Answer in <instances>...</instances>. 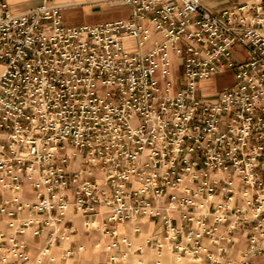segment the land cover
Segmentation results:
<instances>
[{"label": "built area", "instance_id": "1", "mask_svg": "<svg viewBox=\"0 0 264 264\" xmlns=\"http://www.w3.org/2000/svg\"><path fill=\"white\" fill-rule=\"evenodd\" d=\"M103 1L132 12L70 24L57 0H0V264H86L72 211L100 233L98 264L147 245L264 264V0ZM142 218L157 227L134 248L120 225L140 233ZM27 236L44 237L35 254Z\"/></svg>", "mask_w": 264, "mask_h": 264}, {"label": "crops", "instance_id": "2", "mask_svg": "<svg viewBox=\"0 0 264 264\" xmlns=\"http://www.w3.org/2000/svg\"><path fill=\"white\" fill-rule=\"evenodd\" d=\"M40 1L41 0H30L26 2L25 4H23L22 6H19L13 10L17 12L22 11L28 7H31L37 4ZM59 2L64 4L65 11L67 8H70V7L72 8H84L85 7L86 13H91V14L101 13L100 9L108 10L109 7H113L116 5L122 6V4L115 2V1H103V0H59ZM229 2L230 0H215V1H212L211 4L209 5L223 6V5L228 4ZM111 19H116V17L111 18ZM65 20L67 23H70V24L91 23V22L70 21L66 18V14H65ZM107 20H110V19H106L103 21H107ZM99 22H102V21H99ZM130 40L134 42L132 38ZM218 92L219 91H217L211 97H207V98L216 99ZM70 217L73 219V221L78 226V231L74 235L75 241L78 243H84L86 245V251L82 254L78 262H83L86 264H98V261L104 258L103 255L99 251L94 249V242L100 237V233L96 231L95 232L85 231L81 223L82 222L81 216L76 215L73 211L70 213ZM140 225L142 227L141 232L135 233V234H132L130 224L120 225L122 232H128V234H130L133 240L134 248H136L140 244H144L146 238L150 236L157 227V223L155 221L149 220L148 218H142L140 221ZM234 235L236 238V242L233 245V253L239 256L241 250L247 244V237L241 231H236ZM27 239H29L32 242V244H34L33 254H35L38 251V248L44 241V237L32 238L31 236H27ZM54 251L55 253L59 254L60 248H55ZM139 259H142L145 262L144 264H155V261L157 259H161V264H208L204 261H199L197 259L190 258V257H185V258H182L181 260H178L175 254L168 249H164L162 255L158 256L155 249L148 245L143 248L142 252L133 251V253H131L127 259L118 261L113 264H137L138 263L137 261ZM107 264H111V263H107Z\"/></svg>", "mask_w": 264, "mask_h": 264}, {"label": "rangeland", "instance_id": "3", "mask_svg": "<svg viewBox=\"0 0 264 264\" xmlns=\"http://www.w3.org/2000/svg\"><path fill=\"white\" fill-rule=\"evenodd\" d=\"M12 9H16L19 6H22L26 2L30 0H8ZM59 1V0H57ZM207 4H211L212 1L215 0H204ZM237 0H230V2ZM30 8V7H28ZM26 8V9H28ZM99 14H91L86 13V9L84 8H67L65 11L66 18L70 21L75 22H91L98 23L99 21H103L111 18H125L130 16L132 12V8L126 5H116L113 7H109L108 10H101ZM135 43L131 40H127L126 48L134 49ZM228 54L231 55L235 59L243 60L245 59L244 50L241 48H232L228 51ZM2 71V65H0V73ZM235 81V73L233 69H227L223 72H219L215 74L208 81L201 82V91L205 98L211 97L217 91H220L225 85L232 84ZM133 260V259H132Z\"/></svg>", "mask_w": 264, "mask_h": 264}]
</instances>
